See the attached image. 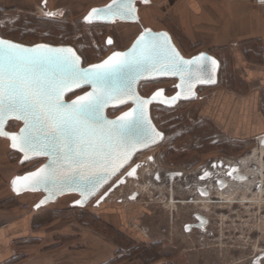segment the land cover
<instances>
[{"label": "rangeland", "instance_id": "rangeland-1", "mask_svg": "<svg viewBox=\"0 0 264 264\" xmlns=\"http://www.w3.org/2000/svg\"><path fill=\"white\" fill-rule=\"evenodd\" d=\"M3 1L2 38L29 46H71L84 66L127 50L143 29L170 31L185 58L204 50L185 43L171 16L160 9L165 11L170 0L138 3L139 23L113 24L84 22L91 10L113 0ZM177 84L144 81L139 91L148 98L163 89L170 97ZM217 90L199 87L196 100L172 108L152 105L164 141L140 153L130 166H140L137 174L98 207V199L124 173L84 208L73 206L79 196L67 195L34 211L44 195H15L11 182L46 159L23 162L0 138V217L27 215L33 224V232L17 241L19 254L4 264H264V138L235 139L214 124L205 109ZM127 109H109L108 115L115 118ZM21 127L11 121L7 130Z\"/></svg>", "mask_w": 264, "mask_h": 264}, {"label": "snow or ice", "instance_id": "snow-or-ice-1", "mask_svg": "<svg viewBox=\"0 0 264 264\" xmlns=\"http://www.w3.org/2000/svg\"><path fill=\"white\" fill-rule=\"evenodd\" d=\"M132 5L133 0H113L105 10L93 9L86 19H136ZM218 67V61L205 54L185 60L167 33L151 30H145L129 51L115 52L89 68L80 67V57L70 48H28L0 39V135H8L3 131L6 119L22 120L20 134L9 137L12 147H19L25 159L29 154L49 157V164L31 174L32 188L51 185L87 198L139 148L163 138L147 115L151 100L135 92L136 81L147 75H179L181 86L187 84L191 92L195 83H215ZM85 84L91 91L71 103L63 100L66 91ZM129 99L136 105L131 111L116 120L105 117V107ZM135 172L133 168L128 175Z\"/></svg>", "mask_w": 264, "mask_h": 264}, {"label": "crops", "instance_id": "crops-1", "mask_svg": "<svg viewBox=\"0 0 264 264\" xmlns=\"http://www.w3.org/2000/svg\"><path fill=\"white\" fill-rule=\"evenodd\" d=\"M170 1L165 11L160 9L171 16L181 39L194 49H204L196 55L207 53L220 65L218 82L214 85L218 90L209 99L205 113L232 138L264 136V3L257 0ZM55 2L29 0V4L53 5ZM166 32L176 41L170 31ZM34 211H37L35 206ZM32 232V220L27 215L6 220L0 217V264L19 254L17 241Z\"/></svg>", "mask_w": 264, "mask_h": 264}, {"label": "water", "instance_id": "water-1", "mask_svg": "<svg viewBox=\"0 0 264 264\" xmlns=\"http://www.w3.org/2000/svg\"><path fill=\"white\" fill-rule=\"evenodd\" d=\"M139 1H142L144 4H147L144 2V0H133V7L135 9V16H136V19H120L119 17H115V18H108L107 16H105V18H102V19H93L92 22H89L86 18L89 16V14L92 12V10L90 11V13L85 17L84 19V22L87 23V24H113L117 21H120V22H123V23H139L140 22V19H139V16H138V9L136 7V3L139 2ZM149 1V0H148ZM258 3H262L261 0H257ZM113 1H111L108 5L112 4ZM108 5H106L105 7H101V8H95V9H100V10H105L107 9ZM145 30H151V29H143L142 33L136 38V40L134 41V43L132 44L131 47H129L127 50L125 51H116V52H127L129 51L130 49H132L133 45L135 44V42L139 39V37L145 32ZM152 33H167L168 36L171 38V43L175 46L176 50L180 53V55L185 59V60H192L196 57H199L201 54H205L207 56H210L209 54L207 53H201L199 55H196L192 58H185L181 52L179 51V49L177 48V46L175 45L171 35L166 32V31H154V30H151ZM0 39H4L0 36ZM4 40H8V39H4ZM8 41H11V40H8ZM13 43H16V44H20L24 47H28V48H33L35 47L36 45H24V44H21V43H17L15 41H11ZM43 45H48L52 48H70L72 49L75 54L77 56L80 57V67L82 68H89L91 65L89 66H84V61H83V58L79 55V53L75 50V48L71 47V46H56V45H51V44H45V43H42ZM37 45H41V44H37ZM115 53V52H114ZM114 53H112L109 57H111ZM109 57H107L105 60H107ZM212 57V56H210ZM213 59H215L214 57H212ZM103 60V61H105ZM216 60V59H215ZM102 61V62H103ZM217 61V60H216ZM100 62V63H102ZM100 63H96V64H100ZM219 63V62H218ZM94 65V64H92ZM219 69H220V65L218 68H216L215 70V83H195L194 86L192 87L191 89V92L188 91V85L185 84L183 86H181V80H180V77L179 75H147L139 80L136 81L135 85H134V88H135V92L137 93V95L143 99V100H151V103L147 105V115H148V118L150 119L151 121V124L155 127L156 131L157 132H160L163 134V138L162 139H157L156 143L154 144H151L149 145L148 147H143V148H139L132 156L131 160L126 163L124 165V167L120 168L114 175L110 176L108 178V180L104 183H102L99 187H97L95 189V191L91 194V195H88L87 198H85V196L81 195V193L79 191H75V190H69L67 188H64L63 190H61L59 187L57 188H52L51 185L45 187L43 185L33 189L32 188V179H31V174L34 173V172H37L40 168H43L45 165L49 164V157L48 156H43V155H32V154H29V158L28 159H25V154L23 151L20 150L19 147H16V148H13L12 147V140L9 138L10 136L12 135H16L18 136L20 134V131L21 129L24 127V122L22 120H17L15 118H9V119H6L5 122H4V127H3V131L5 133H7L8 135H0V138L2 139H7L9 142H10V147L12 150L20 153L22 155V158H23V162H29V161H33V160H37V159H46V162L41 166L39 167L38 169L32 171V172H28L22 176H19V177H16L13 181H12V189L14 191V193L16 195H22V194H25V193H40V194H43V198L40 200V202L35 206V210H38L42 207H46L50 204H54L56 203L61 197L63 196H67V195H77L80 197V199L75 202L73 204L74 207H78V208H84L86 207L89 203H91L95 198H97L107 187H109L120 175H122L132 164L133 162L135 161L136 157L140 154V153H143L145 151H148L156 146H158L159 144H161L164 139H165V134L163 132H161L157 126L155 125L154 121H153V118H152V114H151V107L152 105L154 104H158V105H162V106H165V107H168V108H172L174 107L177 103L179 102H184V101H194L197 99L198 97V94H197V89L199 87H208V86H214L217 84L218 82V75H219ZM161 79H173V80H177L178 81V84H177V92L173 95V96H166L165 95V91L163 89H160L158 91H156L154 94H152L150 97H143L141 94H140V91H139V86L142 82L144 81H154V80H161ZM84 89H87V91H85L84 93H81V94H78L76 95L75 97H73L72 99H70V97ZM88 91H91V86L90 85H83L82 87H79V88H73L72 90L70 91H66L64 93V96H63V100L66 102V103H71L73 100H75L78 96L80 95H84L86 92ZM158 92H161L162 95L161 96H157L156 99H152L153 96L156 95V93ZM173 97H177V99L175 101H172V98ZM129 106V109H127L125 112H129L131 111L136 105L133 103V101L131 99H129L126 103H113V104H109L107 107H105L104 109V115L105 117L108 119V120H116L118 117L122 116L125 112L121 113L119 116L115 117V118H111L108 116V110L109 109H117V108H123V107H127ZM11 121H18L22 124V127L19 129L18 132H10L7 130V126H8V123L11 122ZM264 143V142H263ZM25 178H29V179H25ZM19 179V183H16L14 184V181H17ZM123 180L120 179L119 181H117L112 187L110 190H108L104 195H102L99 199H98V202L96 203V205H100L102 204L103 202H105V200L115 191V189L117 187H119L122 183ZM17 189H19V191H17ZM42 202H45V203H42ZM79 202V203H78ZM39 205V207H38Z\"/></svg>", "mask_w": 264, "mask_h": 264}, {"label": "flooded vegetation", "instance_id": "flooded-vegetation-1", "mask_svg": "<svg viewBox=\"0 0 264 264\" xmlns=\"http://www.w3.org/2000/svg\"><path fill=\"white\" fill-rule=\"evenodd\" d=\"M138 3H143V2H142V1H139V2H137L136 4H138ZM143 5H147V4H144V3H143ZM136 7H137V6H136ZM137 8H138V7H137ZM165 95H166V94H165ZM168 97H169V96H168ZM133 168L136 169L135 175L137 174V172H138V170H139V167H137V165L132 166V167H129V168L124 172V174L122 175V177L120 178V179L123 180V181L121 182V183H122L121 185H124V184L127 182V180H128L129 178L135 176V175H133V176H129V175H128V173L131 172ZM121 185H120L119 187H121ZM119 187H117V188L115 189V191H116ZM110 189H111V188H110ZM110 189H109V190H110ZM115 191H114V192H115ZM114 192H113V193H114Z\"/></svg>", "mask_w": 264, "mask_h": 264}, {"label": "trees", "instance_id": "trees-1", "mask_svg": "<svg viewBox=\"0 0 264 264\" xmlns=\"http://www.w3.org/2000/svg\"><path fill=\"white\" fill-rule=\"evenodd\" d=\"M85 91H87V89H84V90H82V91H80V92H78V93H76V94H74V95H72V96H75V95H77V94L84 93ZM72 96H71V97H72ZM71 97H70V98H71Z\"/></svg>", "mask_w": 264, "mask_h": 264}, {"label": "bare ground", "instance_id": "bare-ground-1", "mask_svg": "<svg viewBox=\"0 0 264 264\" xmlns=\"http://www.w3.org/2000/svg\"><path fill=\"white\" fill-rule=\"evenodd\" d=\"M263 138H264V136H263ZM238 176V175H237Z\"/></svg>", "mask_w": 264, "mask_h": 264}, {"label": "built area", "instance_id": "built-area-1", "mask_svg": "<svg viewBox=\"0 0 264 264\" xmlns=\"http://www.w3.org/2000/svg\"><path fill=\"white\" fill-rule=\"evenodd\" d=\"M109 116V115H108Z\"/></svg>", "mask_w": 264, "mask_h": 264}]
</instances>
